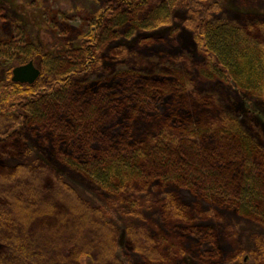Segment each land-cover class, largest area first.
I'll use <instances>...</instances> for the list:
<instances>
[{"label":"rangeland","instance_id":"1","mask_svg":"<svg viewBox=\"0 0 264 264\" xmlns=\"http://www.w3.org/2000/svg\"><path fill=\"white\" fill-rule=\"evenodd\" d=\"M121 1L0 0V81L12 60L32 55L42 72H77L79 84L74 85L80 96L85 94L82 82L91 85L98 81L101 86L107 84L106 91L115 90L121 95L128 91L147 111L170 110L175 123L192 128L193 139L198 140L195 154L190 152L182 159L190 163L185 167L191 174L188 185L197 197L181 192L177 186L172 192L170 188L158 189L139 196L138 189L149 192L150 183L148 187L138 181L133 184L134 190L109 193L85 177L76 164H65L58 155L52 157L48 139L47 148H43L35 145L38 140L30 138L32 156L45 159L90 205L107 212L106 217L115 224L121 264H145L144 258L128 245V228L145 230L156 249L168 251L169 264H211L209 259L216 264H264L254 256L258 242L264 241V97L243 91L241 97L232 94L234 84L212 63V68L208 67V58L188 23L190 13L183 0L164 9L168 24L152 30L143 23L160 15L165 0H142L140 9L128 6L138 0H125L126 5ZM215 1L222 8L211 13L208 22L221 21L250 32L264 29V0ZM105 9L108 11L97 33L100 63L84 72L86 37L99 26L97 15ZM136 25L140 27L134 30ZM117 49L119 57L114 55ZM208 94V105L202 104L205 100L198 98ZM171 101L174 105L168 104ZM59 106L56 96L49 97L44 105L50 113ZM203 106L209 108L208 114ZM225 113L237 118L244 132L254 139V153L245 154L240 144L221 133L222 128L216 124ZM146 127L145 121L136 122L137 132ZM201 130L205 132L200 136ZM176 135L167 134L169 141L178 139ZM206 149L210 151L204 152ZM217 149L223 161H214ZM223 162L236 165L237 181L234 175L224 174ZM197 163L199 167L195 168ZM247 176L249 183L242 187ZM126 192L125 201L121 194ZM150 196L153 201L147 202ZM168 196L176 200L178 213L166 210L164 201ZM67 202L51 199L49 203ZM79 232L92 240L93 231L79 228ZM238 256L248 259L240 261ZM83 264H90L89 260Z\"/></svg>","mask_w":264,"mask_h":264},{"label":"trees","instance_id":"2","mask_svg":"<svg viewBox=\"0 0 264 264\" xmlns=\"http://www.w3.org/2000/svg\"><path fill=\"white\" fill-rule=\"evenodd\" d=\"M165 1L160 15L143 23L145 28L152 30L168 24L165 10L178 0ZM183 1L190 13L188 23L208 58V67L212 63L236 86H232L235 90L232 94L241 97L243 92H248L264 97V29L250 32L221 21L208 22L211 13L221 10L219 3ZM121 2L126 5L125 0ZM141 3L142 0L131 1L128 6L140 9ZM107 11L97 15L99 26L86 37L84 72L100 63L97 57L101 52L100 34L97 33ZM120 54V49L115 50V56ZM33 58L28 55L19 61L12 60L4 80L0 81V264H83L85 260L90 264H121L116 251L119 244L114 238L115 224L108 220L107 212L90 205L45 159L32 156L30 138L38 140L35 145L43 148H47L45 140L48 139L52 157L58 155L65 164H76L85 177L92 178L109 193L134 190L133 184L137 181L148 187L150 183L149 192L138 189L140 196L158 189L170 188L172 192L176 186L181 192L192 194L188 185L191 174L185 169L190 163L182 159L190 152L195 154L198 143L193 139L195 132L192 128L179 127L170 110L147 111L128 91L122 95L115 90L106 91L107 84L101 86L98 81L91 85L82 82L85 94L80 96L74 85L79 84L76 80L79 74L71 69L62 73L44 72L34 85L13 83L12 69ZM209 95L198 99L208 105ZM52 96L57 97L62 109L59 106L50 113L44 105ZM168 104L174 105V101ZM168 104L165 103L166 107ZM203 110L209 113L208 107L203 106ZM139 119L147 124L146 128L139 129L141 132L135 129ZM216 126L222 128L223 135L240 144L245 154L256 151L254 139L249 138L232 114L225 113ZM204 132L201 130L198 134L201 136ZM169 133L177 134L178 139L173 138L172 143ZM218 149L213 154L216 162L223 161ZM222 165L224 174L234 175L235 180L236 165L229 162ZM172 183L176 184L168 187ZM244 183L242 187L249 183L248 176L244 177ZM128 193L121 194L125 201ZM51 199L67 203L53 205L49 203ZM151 201L152 197L147 200ZM164 203L167 211L178 213L174 198L168 196ZM79 228L93 231L92 240L84 237ZM127 232L128 245L144 258L145 264L170 263L168 251L156 249L155 241L145 230L128 228ZM258 243L254 256L256 260H264V241ZM238 258L241 261L242 257ZM246 259L242 258L244 262ZM209 260L216 264L213 259Z\"/></svg>","mask_w":264,"mask_h":264},{"label":"water","instance_id":"3","mask_svg":"<svg viewBox=\"0 0 264 264\" xmlns=\"http://www.w3.org/2000/svg\"><path fill=\"white\" fill-rule=\"evenodd\" d=\"M42 72L35 66L33 60L23 65L16 66L12 70V81L22 84H34L41 76Z\"/></svg>","mask_w":264,"mask_h":264},{"label":"flooded vegetation","instance_id":"4","mask_svg":"<svg viewBox=\"0 0 264 264\" xmlns=\"http://www.w3.org/2000/svg\"><path fill=\"white\" fill-rule=\"evenodd\" d=\"M31 60L34 61L35 66L37 67L35 60H34V59H31ZM31 60H29V61H31ZM29 61H28V62H29ZM28 62H26V63H28ZM24 64H25V63H24ZM20 65H23V64H20ZM17 66H19V65H17ZM15 67H16V66H15ZM15 67H14V68H15ZM37 68H38V67H37ZM39 69H40V68H39ZM12 70H13V69H12ZM40 70H41V69H40ZM41 72H42V70H41ZM43 73H44V72H42L41 76L43 75ZM41 76L38 78V80L41 78ZM11 78H12V72H11ZM38 80H37V81H38ZM11 81H12V79H11ZM37 81H36V82H37ZM12 82H13V81H12ZM36 82H35V83H36ZM13 83H15V82H13ZM35 83H34V84H35ZM19 84H22V83H19ZM34 84H31V85H34ZM28 85H30V84H28Z\"/></svg>","mask_w":264,"mask_h":264}]
</instances>
